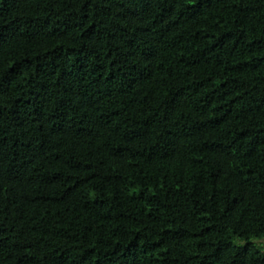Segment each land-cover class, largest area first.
Returning a JSON list of instances; mask_svg holds the SVG:
<instances>
[{
	"label": "trees",
	"instance_id": "trees-1",
	"mask_svg": "<svg viewBox=\"0 0 264 264\" xmlns=\"http://www.w3.org/2000/svg\"><path fill=\"white\" fill-rule=\"evenodd\" d=\"M264 0H0V264H264Z\"/></svg>",
	"mask_w": 264,
	"mask_h": 264
},
{
	"label": "rangeland",
	"instance_id": "rangeland-1",
	"mask_svg": "<svg viewBox=\"0 0 264 264\" xmlns=\"http://www.w3.org/2000/svg\"><path fill=\"white\" fill-rule=\"evenodd\" d=\"M264 245V243H262Z\"/></svg>",
	"mask_w": 264,
	"mask_h": 264
}]
</instances>
